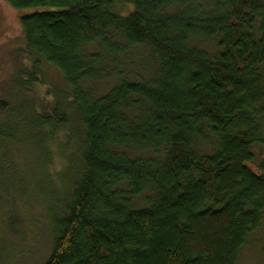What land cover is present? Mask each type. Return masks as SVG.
Returning a JSON list of instances; mask_svg holds the SVG:
<instances>
[{"label": "trees", "instance_id": "1", "mask_svg": "<svg viewBox=\"0 0 264 264\" xmlns=\"http://www.w3.org/2000/svg\"><path fill=\"white\" fill-rule=\"evenodd\" d=\"M3 1L31 12L17 94L0 93V186L27 138L71 172L45 264H237L264 220V0ZM134 49L156 64L147 80L124 71Z\"/></svg>", "mask_w": 264, "mask_h": 264}, {"label": "rangeland", "instance_id": "2", "mask_svg": "<svg viewBox=\"0 0 264 264\" xmlns=\"http://www.w3.org/2000/svg\"><path fill=\"white\" fill-rule=\"evenodd\" d=\"M30 12L31 10H16L0 0V93L5 96L17 94L15 73L17 67L22 66L19 63L21 58L19 49L23 45L20 19ZM204 48L214 52L213 46L205 45ZM127 61L130 64L125 65L124 71L130 78L139 77L147 80L156 67L152 55L145 49H134L129 53ZM36 70L42 74L47 89L54 91L58 96L68 92L69 87L58 71L47 65H41ZM114 84L112 79L98 83L93 86L94 92L104 94ZM16 103L17 106H21L20 102ZM21 108L11 109L13 113L19 112L20 115ZM68 114L74 117L72 111ZM13 121L20 122L12 118L8 123ZM6 122L5 119L4 123ZM23 134L26 139L27 134ZM25 141L27 142L23 143L25 148L9 147L12 159L8 162V167H14L16 170L15 174L7 179L6 185L0 186V264L47 262L54 241L52 228L54 215L71 192L70 185L65 187L67 191L63 187V183L71 179L69 167L60 176H56L57 172L63 171L65 167L64 156L57 148L58 144L57 146L53 144L49 150L51 166L48 164L43 166V161L39 162L40 151L30 139L27 138ZM2 143L6 144L7 141ZM254 156V169L258 170L264 161V147L255 148ZM138 204L144 205V200H140ZM237 264H264V220L259 230L250 236L242 249Z\"/></svg>", "mask_w": 264, "mask_h": 264}]
</instances>
